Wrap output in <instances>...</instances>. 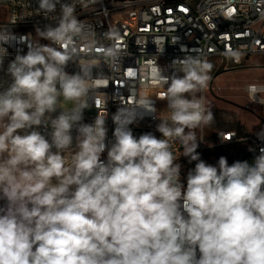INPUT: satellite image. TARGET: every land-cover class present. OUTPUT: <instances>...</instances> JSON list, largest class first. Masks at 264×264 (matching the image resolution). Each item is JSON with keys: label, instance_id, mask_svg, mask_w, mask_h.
<instances>
[{"label": "clouds", "instance_id": "9594fccd", "mask_svg": "<svg viewBox=\"0 0 264 264\" xmlns=\"http://www.w3.org/2000/svg\"><path fill=\"white\" fill-rule=\"evenodd\" d=\"M76 3L97 0H39L45 15L57 4L61 14L36 38L0 30V66L4 45L28 48L9 62L11 82L0 90V264H264V149L252 164L221 156L216 166L197 152L196 130L214 121L197 95L212 65L187 55L171 76L157 66L154 78L166 86L158 99L170 110L159 115L162 138L133 134L137 108L156 112L149 97L134 96L113 115L109 146L105 117L84 123V110L104 79L93 69L115 63L119 50L97 52ZM69 62L79 71H66ZM177 142L196 161L186 187Z\"/></svg>", "mask_w": 264, "mask_h": 264}, {"label": "built area", "instance_id": "2783aa9c", "mask_svg": "<svg viewBox=\"0 0 264 264\" xmlns=\"http://www.w3.org/2000/svg\"><path fill=\"white\" fill-rule=\"evenodd\" d=\"M73 2L60 0V4ZM60 4H57L55 12L45 15L38 10L39 0H0V30L6 28L17 37L31 34L36 38L37 28L57 25ZM75 14L95 33L98 53L101 46L119 50L115 63L109 65L102 62L99 68L93 69L94 77L103 76L104 79L92 94L89 107L84 110V123H93L98 115L105 117L108 129L106 143L109 146L114 142L112 117L126 104H131L134 96L149 97L154 101L156 112L137 108L136 119L129 125L133 134L139 137L152 133L162 138L157 131L159 115L167 118L170 110L166 100L158 99L166 86H160L154 78L157 66L164 75L171 76L175 72L173 61L192 55L206 60L215 71L231 70L244 67L249 57L264 55V0H97L87 9L76 3ZM39 43L48 45L51 42L41 38ZM4 47L8 55L0 66V90L11 82L6 71L9 62L17 54H26L28 50L26 42H14ZM66 71L75 73L79 71L78 65L69 62ZM208 89L207 84L197 94L203 96L205 105ZM245 91L251 102L264 104V81L248 83ZM62 107L65 108L63 104ZM61 110L58 109L53 116ZM39 130L45 132L43 127ZM197 138L200 158L216 166L220 157L211 153L202 130ZM219 144L247 145L245 152L255 159L264 149V132L243 135L226 130ZM172 151L176 162L181 165L180 179L186 187L187 174L195 167L196 161L189 162L190 158L182 155L183 149L178 142L172 145ZM106 157L105 151L101 159ZM227 161L232 164V160ZM238 161L247 159L243 156Z\"/></svg>", "mask_w": 264, "mask_h": 264}, {"label": "rangeland", "instance_id": "374dc122", "mask_svg": "<svg viewBox=\"0 0 264 264\" xmlns=\"http://www.w3.org/2000/svg\"><path fill=\"white\" fill-rule=\"evenodd\" d=\"M237 69L215 71L212 66L208 73L209 89L206 92V106L214 114V121L208 126L196 130L198 136L202 130L204 141L210 147L211 153L224 156L232 163L239 157H245L252 164L254 157L247 154V145H220L222 133L226 130L236 131L241 126L244 134H260L264 132V104L250 101L245 86L254 81H264V55L249 57ZM65 108H70V102H62ZM162 114L166 117V112ZM219 145V146H217ZM4 201H2L3 205Z\"/></svg>", "mask_w": 264, "mask_h": 264}, {"label": "trees", "instance_id": "16d2710c", "mask_svg": "<svg viewBox=\"0 0 264 264\" xmlns=\"http://www.w3.org/2000/svg\"><path fill=\"white\" fill-rule=\"evenodd\" d=\"M236 131H237L239 134H243L241 126H237Z\"/></svg>", "mask_w": 264, "mask_h": 264}, {"label": "crops", "instance_id": "0c3cea01", "mask_svg": "<svg viewBox=\"0 0 264 264\" xmlns=\"http://www.w3.org/2000/svg\"><path fill=\"white\" fill-rule=\"evenodd\" d=\"M248 59V58H247Z\"/></svg>", "mask_w": 264, "mask_h": 264}]
</instances>
